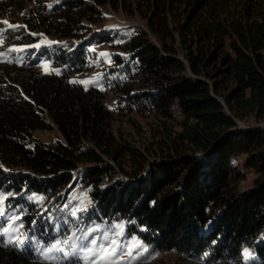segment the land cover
Returning a JSON list of instances; mask_svg holds the SVG:
<instances>
[{"label": "trees", "instance_id": "trees-1", "mask_svg": "<svg viewBox=\"0 0 264 264\" xmlns=\"http://www.w3.org/2000/svg\"><path fill=\"white\" fill-rule=\"evenodd\" d=\"M107 3L144 9L155 39L136 29L122 47L132 57L125 79L111 89L127 114L147 121L140 146L114 128L101 90L2 62L0 160L41 178L11 183L59 190L85 166L96 214L129 220L153 252L246 264L247 249L264 264V130L214 147L235 120L264 124V0H62L52 14L37 4L28 26L72 39ZM53 127L63 141L46 146L34 137ZM108 160L128 180L114 178ZM249 172L253 186L242 192ZM0 264L81 263L0 244Z\"/></svg>", "mask_w": 264, "mask_h": 264}, {"label": "rangeland", "instance_id": "rangeland-1", "mask_svg": "<svg viewBox=\"0 0 264 264\" xmlns=\"http://www.w3.org/2000/svg\"><path fill=\"white\" fill-rule=\"evenodd\" d=\"M61 2L62 0H12V2L0 0V30H3L0 31V63H16L17 68L40 74L66 73L74 84L101 90L106 96L104 101L106 107L114 115V128L117 131L120 130L125 136L132 135L135 141L139 142L137 144L139 147L143 137L138 135V128L144 127L147 121L138 114H127L126 107L124 108L120 100H117L116 92H112L111 89L125 79V70L132 57L123 51L122 47L137 32L136 29H143L152 41H155L146 26V21L140 16L144 9L138 10L137 7L130 5L125 8L124 5L116 6L107 3L98 7L99 12L93 19L82 21L81 26L74 32L77 37L72 39H60L30 30L28 20H32L33 9L41 4V7H46L48 13L52 14L56 5ZM4 21L8 23L5 24ZM30 39H39V41L27 42ZM37 44L40 45L39 48L34 47ZM80 81L88 83H80ZM34 137L46 146H52L59 140L63 141L56 127L48 131H37ZM108 164L114 167V178L128 180L114 162L108 160ZM0 168L5 172L3 176H0V192L13 194L5 201L6 213L4 217H0V231L11 223L8 220L9 216L17 215L21 216V219L15 221L13 228H18L21 224L23 227L19 228V232L10 231L9 235L16 236L23 233L27 236L22 245L10 246H17L21 250L33 252L36 256L45 259L44 250L59 241L64 252L72 254L65 259L63 252L54 251L49 253L45 260L85 264V249L92 247L90 241L93 238L97 239V247L101 243H108L103 240L105 234L109 240L117 239L124 245L122 252L127 251V246L134 237L142 241L129 220H116L110 215L104 217L96 214V202L91 198L92 188L83 181L84 172L87 169L85 166H80L73 171V181L59 190L38 183H33L30 187L28 181L16 185L11 183L12 180L19 181L17 178L22 174L29 176L32 179L31 182L41 178L21 169H10L4 166L1 160ZM254 178V173H247L246 180L241 184L242 192L252 188ZM33 195L43 197V200L39 203L29 200L28 197ZM81 200H84L87 211L78 212L76 216H72V209L80 206ZM120 223L124 224L123 235L117 236L119 229L116 225ZM90 228L94 231L88 235L87 240L76 239V237H82ZM0 239H5V236L0 235ZM65 240L68 241L67 244L64 243ZM74 244L75 247H73ZM143 245L147 246L148 251L136 258L142 251L141 248H136L131 258L125 257L126 264H233L213 262L208 259L191 261L173 253H155L144 242ZM94 258L90 256L88 264H91ZM245 262L257 264L258 260L250 254Z\"/></svg>", "mask_w": 264, "mask_h": 264}, {"label": "snow or ice", "instance_id": "snow-or-ice-1", "mask_svg": "<svg viewBox=\"0 0 264 264\" xmlns=\"http://www.w3.org/2000/svg\"><path fill=\"white\" fill-rule=\"evenodd\" d=\"M49 7H51V5ZM3 23L7 24L8 22L4 21ZM51 43H55V42H51ZM34 47L39 48L40 45L37 44ZM45 68H47V66H45ZM80 83H88V82L80 81ZM12 195L13 194L11 192L7 194L0 192V217L5 216L6 208L4 204L5 201L8 199V197ZM28 199L34 200L35 202L39 203L40 201L43 200V197H37L33 195V196H29ZM85 199H87V197H85ZM84 211H87V207L84 204V200H81L80 206L73 208L71 211V215L76 216L78 212H84ZM20 219L21 216H17V215H12L8 217V220L11 221V223H9L7 227H4L2 231H0V235L5 236V239L0 241V244H3V246H9L12 244H16L17 246H19L24 243V240L27 239V236L25 234L21 233L20 235H16V236L9 235L10 231L19 232V228L23 227V224H21L19 225L18 228H13V224L15 223V221ZM116 227L119 229L116 235L117 236L123 235L124 224L120 223L116 225ZM92 231H94V229L90 228L88 229V232L85 233L82 237H76V239L87 240L88 235ZM73 236H75V233H73ZM103 240L108 241V243L107 244L101 243L98 247H97L96 238H93L90 241L92 247H87L85 249V256H84L85 264H88V259L90 256L95 257L94 259H92L91 264H126L125 257L131 258L132 253L136 248L142 249V251L137 254L136 258H139V256L143 255L144 252L148 251L147 246L143 245V242L136 239L135 237L133 238L132 242L128 244L127 251H123V252L121 250L122 248H124V245L119 240L117 239L109 240L106 234L103 236ZM64 243L67 244L68 241L65 240ZM73 247H75V244L73 245ZM54 251L63 252L65 259H67L68 256L72 254V253L64 252V249L60 246V242L58 241L57 243L51 245L49 248L44 250L43 254L45 259L48 258L49 253ZM243 256L245 257V259H247L250 256V253L247 249L244 250Z\"/></svg>", "mask_w": 264, "mask_h": 264}, {"label": "water", "instance_id": "water-1", "mask_svg": "<svg viewBox=\"0 0 264 264\" xmlns=\"http://www.w3.org/2000/svg\"><path fill=\"white\" fill-rule=\"evenodd\" d=\"M221 101V100H220ZM222 104L225 106L226 108V111L230 113V110L227 108L226 104L221 101ZM236 124H237V127L234 128V129H231L230 131L227 132L226 136L221 140L219 141L214 147L220 145L221 143H223L224 141H226L231 135H234V134H237V133H240V132H248V133H252V132H256V131H260V130H264V124H260V125H257V126H253V127H248L246 126L244 123L238 121V120H235ZM213 147V148H214ZM212 148V149H213ZM202 156V155H200ZM150 172H147L146 174L144 175H147L149 174Z\"/></svg>", "mask_w": 264, "mask_h": 264}]
</instances>
